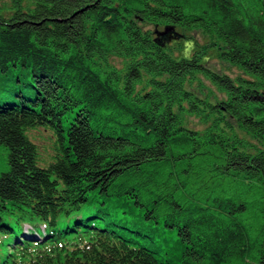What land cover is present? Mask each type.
<instances>
[{
	"label": "trees",
	"instance_id": "obj_1",
	"mask_svg": "<svg viewBox=\"0 0 264 264\" xmlns=\"http://www.w3.org/2000/svg\"><path fill=\"white\" fill-rule=\"evenodd\" d=\"M0 244L264 264V0H0Z\"/></svg>",
	"mask_w": 264,
	"mask_h": 264
},
{
	"label": "rangeland",
	"instance_id": "obj_2",
	"mask_svg": "<svg viewBox=\"0 0 264 264\" xmlns=\"http://www.w3.org/2000/svg\"><path fill=\"white\" fill-rule=\"evenodd\" d=\"M233 71H235L234 74L237 73V70L233 69ZM31 136L36 138L40 148H41V152L43 157H45V159H49V156L52 154V136H51V131L47 130L44 131L42 128L33 130L30 132ZM52 140V141H51ZM26 228H29L28 226ZM5 245H1L0 244V257L2 258L5 254Z\"/></svg>",
	"mask_w": 264,
	"mask_h": 264
},
{
	"label": "bare ground",
	"instance_id": "obj_3",
	"mask_svg": "<svg viewBox=\"0 0 264 264\" xmlns=\"http://www.w3.org/2000/svg\"><path fill=\"white\" fill-rule=\"evenodd\" d=\"M138 257V256H137ZM140 257V256H139Z\"/></svg>",
	"mask_w": 264,
	"mask_h": 264
}]
</instances>
